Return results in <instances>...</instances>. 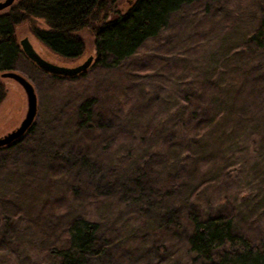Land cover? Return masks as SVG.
<instances>
[{
  "label": "rangeland",
  "instance_id": "374dc122",
  "mask_svg": "<svg viewBox=\"0 0 264 264\" xmlns=\"http://www.w3.org/2000/svg\"><path fill=\"white\" fill-rule=\"evenodd\" d=\"M263 14L264 0H199L120 65L93 63L76 78L18 58L38 114L32 132L0 150V264H57L50 250L67 244L77 217L99 223L106 246L87 264H203L191 216L223 214L262 246L264 49L247 41ZM35 25L44 22L17 27L19 43L28 38L58 66L95 55L90 31L80 33L86 55L69 62L34 37ZM0 81L2 138L29 109L16 81ZM91 98L82 127L79 106Z\"/></svg>",
  "mask_w": 264,
  "mask_h": 264
},
{
  "label": "trees",
  "instance_id": "16d2710c",
  "mask_svg": "<svg viewBox=\"0 0 264 264\" xmlns=\"http://www.w3.org/2000/svg\"><path fill=\"white\" fill-rule=\"evenodd\" d=\"M121 1L17 0L5 12H0V75L14 71L18 58L27 59L16 37L17 27L24 23L42 20L44 27L32 26V34L52 53L69 62L86 55V41L80 33L90 31L94 65L111 68L157 37L169 25L174 13L199 0H128L125 10ZM247 42L258 50L264 49V14ZM6 92V85L0 81V104ZM94 103L91 98L79 106L82 127L91 122ZM33 130L31 127L30 132ZM21 141L22 138L0 150ZM191 219L193 231L189 243L197 257L205 261L203 264H264V244L258 246L237 236L232 218L218 214L207 218L191 216ZM100 230L97 222L75 218L67 229V244L50 250L59 260L57 264H87L91 258L100 256L106 247L99 242Z\"/></svg>",
  "mask_w": 264,
  "mask_h": 264
},
{
  "label": "water",
  "instance_id": "95a60500",
  "mask_svg": "<svg viewBox=\"0 0 264 264\" xmlns=\"http://www.w3.org/2000/svg\"><path fill=\"white\" fill-rule=\"evenodd\" d=\"M16 1L17 0L1 1L0 11L9 9ZM20 46L22 47L25 56L31 62H33L43 72L53 76H59L63 78H73L79 76L82 73L88 71L90 66H92L95 61V57L91 56L85 62L74 67L58 66V64L55 62L48 60L45 55L39 53L28 38L20 41ZM2 77L16 81L24 89L28 98L29 110L27 112L26 118L23 120L17 130H14L8 135L0 138V148L10 146V144L12 145L14 141L19 139L21 140V138L24 137L29 129H31V127L34 125L38 114V96L32 83L21 74L14 71L5 72L2 74Z\"/></svg>",
  "mask_w": 264,
  "mask_h": 264
}]
</instances>
